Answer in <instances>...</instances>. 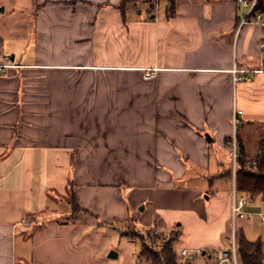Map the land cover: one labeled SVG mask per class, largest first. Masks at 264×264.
<instances>
[{"label": "crops", "instance_id": "crops-1", "mask_svg": "<svg viewBox=\"0 0 264 264\" xmlns=\"http://www.w3.org/2000/svg\"><path fill=\"white\" fill-rule=\"evenodd\" d=\"M245 11L0 0V264H134L108 254L127 218L178 229L188 259L202 249L216 264L239 229L264 248L251 230L264 195L237 191L228 145L242 109L239 153L263 152L264 26ZM71 193L85 210L70 217ZM234 194L246 200L239 225ZM141 203L149 217L129 216Z\"/></svg>", "mask_w": 264, "mask_h": 264}, {"label": "trees", "instance_id": "trees-1", "mask_svg": "<svg viewBox=\"0 0 264 264\" xmlns=\"http://www.w3.org/2000/svg\"><path fill=\"white\" fill-rule=\"evenodd\" d=\"M173 7V6H171ZM254 11H261L264 13V0H258L257 6ZM171 13H174L172 11ZM263 152L260 153L255 160L249 161L243 154H239L237 158L238 170L236 175V189L237 191L244 192L250 197L264 195V140L262 141ZM71 213L69 216L85 210L77 201L75 193H72ZM157 229L159 232H173L167 241L158 246L151 245L148 241L150 238V230ZM122 235L130 238L141 239V249L137 254L134 264H191V260L180 261L178 253L175 249V242L179 238L180 231L178 229L163 230L157 225L145 228V232L137 231L133 227L132 231L122 230ZM238 254L241 264H264V248L261 239L250 240L246 236L243 229L236 232Z\"/></svg>", "mask_w": 264, "mask_h": 264}, {"label": "rangeland", "instance_id": "rangeland-1", "mask_svg": "<svg viewBox=\"0 0 264 264\" xmlns=\"http://www.w3.org/2000/svg\"><path fill=\"white\" fill-rule=\"evenodd\" d=\"M17 11L27 14V12L24 9H23V11H21L20 9ZM71 200H72V193H71V196L69 198V201H71ZM249 200L251 202V199H249ZM258 203L261 206H260V209H254V212H256V214H259V212H264V199L260 198ZM142 208H143V203H141L139 205V207L137 208V211L133 210L129 216H131V215L132 216H141V214H142V216H144V217H142V219L143 218L147 219L149 216L145 215V212L141 213L140 209H142ZM242 214H243V211H240V212H237L236 214H233V222L235 225H237V224L239 225L241 222H245V221L249 220V219L245 220V218ZM256 216H259V215H256ZM177 222H179V220ZM251 225H249V228H251ZM114 226H115L114 228H111L112 229V236H113L112 237V246L113 247H112V249H110V251L115 250V251H121L122 253H123V251H127L130 254L134 253V260H135L137 254L139 253V251L141 249V244H142L141 239H139V238H127V237L121 236L117 232L116 227L119 228L120 232H122V230L132 231L133 227H136L137 231L145 232V226L140 224L136 220L134 222L128 218H127V222L125 221L124 223H115ZM231 226H232V224H231ZM254 226H255L254 229L251 228L253 235L256 237H258L259 235L264 236V223L261 222L260 219L258 221L257 220L254 221ZM162 229L167 231L166 228H162ZM159 231L160 230H157V229L150 230L149 236L151 239H148V241L151 245L155 244V246L159 247L160 245L164 244L167 241V239L170 237V234L172 235V233H173V232H171V233L166 232L165 233L164 231L163 232H159ZM233 236H234V233L231 235V240L233 239ZM236 243H237V239H236ZM175 249H176V252L178 253L180 261H186L188 259L186 257L184 258V257L180 256V254H179V252L181 250L180 246L175 245ZM237 249H238V246H237ZM110 251H109V253H110ZM121 256H122V254H121ZM190 260H191V264H212V258L209 257L208 255H200V256H197V257L190 259ZM140 264H142V263L140 262ZM144 264H147V263L144 262Z\"/></svg>", "mask_w": 264, "mask_h": 264}, {"label": "built area", "instance_id": "built-area-1", "mask_svg": "<svg viewBox=\"0 0 264 264\" xmlns=\"http://www.w3.org/2000/svg\"><path fill=\"white\" fill-rule=\"evenodd\" d=\"M237 3L239 6L246 9L244 16H243V22L248 20H253L256 23L261 24L264 26V13L261 11H254V8L258 4V0H237ZM243 70L239 69L238 67H234L233 72L235 75L236 80L243 79V75L239 74V72H242ZM155 75V72L153 70H146L144 73L145 78H151ZM243 113L242 109H235L234 111V134L229 139L228 145L230 147V153L233 159V170L235 172L236 164H237V158L239 157V146H238V140H237V134H236V125L239 122V115ZM246 200L244 198H236L235 194L233 196V214H236L237 212L242 211V207L245 205ZM250 215V213L248 214ZM259 217L261 222L264 223V212H259ZM202 253V249H197L191 254V258L200 256ZM215 262L216 264H241L238 250H237V243L236 238L233 236V239L231 240V244L228 248H221L218 249L215 255Z\"/></svg>", "mask_w": 264, "mask_h": 264}, {"label": "water", "instance_id": "water-1", "mask_svg": "<svg viewBox=\"0 0 264 264\" xmlns=\"http://www.w3.org/2000/svg\"><path fill=\"white\" fill-rule=\"evenodd\" d=\"M117 254H118L117 251H115V250H111L110 253H109V256H111V257H116Z\"/></svg>", "mask_w": 264, "mask_h": 264}]
</instances>
